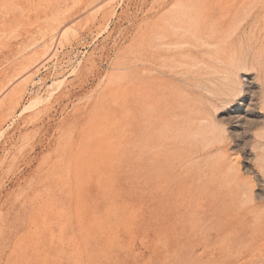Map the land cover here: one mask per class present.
Returning a JSON list of instances; mask_svg holds the SVG:
<instances>
[{"label":"rangeland","instance_id":"374dc122","mask_svg":"<svg viewBox=\"0 0 264 264\" xmlns=\"http://www.w3.org/2000/svg\"><path fill=\"white\" fill-rule=\"evenodd\" d=\"M0 264H264V0H0Z\"/></svg>","mask_w":264,"mask_h":264},{"label":"bare ground","instance_id":"6f19581e","mask_svg":"<svg viewBox=\"0 0 264 264\" xmlns=\"http://www.w3.org/2000/svg\"><path fill=\"white\" fill-rule=\"evenodd\" d=\"M62 28H63V27H62ZM189 198H190V197H189ZM189 200H190L189 202H191V199H189ZM192 201H194V200H192ZM197 201H198V200H197ZM195 202H196V200H195ZM191 203L193 204V202H191ZM191 203H190V204H191ZM190 204H188V205H190ZM196 204H197V202H196ZM193 205H194V204H193ZM191 207H193V206L191 205ZM191 207H190V208H191ZM194 207H195V206H194ZM194 207H193V208H194ZM199 207L203 209V207H201V205H200ZM199 207H198V208H199ZM193 208H191V209H193ZM195 209H196V208H194V210H195ZM202 209H199V211H201ZM192 211H193V210H192ZM202 211H203V210H202ZM193 213H194V211H193ZM201 213H202V212H201ZM197 214H198V213H197ZM202 214H203V213H202ZM193 215H195V214H193ZM199 215H200V213H199ZM190 216H191V215H190ZM195 216H198V215H195ZM195 216H194V218H196ZM191 217H192V216H191ZM224 233H225V232H224Z\"/></svg>","mask_w":264,"mask_h":264}]
</instances>
